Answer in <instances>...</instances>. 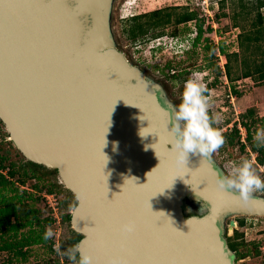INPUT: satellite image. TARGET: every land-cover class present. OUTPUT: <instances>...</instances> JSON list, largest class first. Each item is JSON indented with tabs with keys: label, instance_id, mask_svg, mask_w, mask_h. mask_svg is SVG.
Segmentation results:
<instances>
[{
	"label": "water",
	"instance_id": "1",
	"mask_svg": "<svg viewBox=\"0 0 264 264\" xmlns=\"http://www.w3.org/2000/svg\"><path fill=\"white\" fill-rule=\"evenodd\" d=\"M115 1L0 0V121L75 195V248L96 264H237L225 222L264 217V197L220 190L212 156L177 167L175 110L118 50ZM130 220L135 231L122 233Z\"/></svg>",
	"mask_w": 264,
	"mask_h": 264
},
{
	"label": "rangeland",
	"instance_id": "2",
	"mask_svg": "<svg viewBox=\"0 0 264 264\" xmlns=\"http://www.w3.org/2000/svg\"><path fill=\"white\" fill-rule=\"evenodd\" d=\"M247 8H243L245 2ZM254 0H116L112 16V26L118 50L126 55L129 61L139 67L152 81L163 88L165 100L176 111L183 100L185 85L189 80L202 84L205 88L204 96L208 98L207 113L209 116H219V122H214L217 130L224 138L223 145L211 154L225 176H229L233 169L238 167L244 160L252 161L256 175L264 180V166L257 163V155L251 152L248 145L247 133L242 124L251 122L247 118L249 110H254V118H264V84L256 81L258 77L245 78L231 81L226 77V66L231 65L232 77L236 78L241 71L255 64L264 62V43L262 41L251 43L248 49H241L240 38L250 30L256 32L259 20ZM174 10L176 14L194 12L197 18L204 24V33L199 43L195 46L194 41L198 36L197 20L176 25L174 21L163 27L165 35L158 38H149L162 29H151L147 36L131 39L129 31L132 28L134 17L142 16V23L147 22L149 16L156 12L166 14ZM264 16V9L261 10ZM148 17H145V16ZM137 22V21H136ZM240 27H236V26ZM209 28L212 32L209 33ZM252 31V32H253ZM176 32V35L173 33ZM256 35V34H255ZM216 46L222 44L227 55H232L231 62L227 56L221 54L219 49L211 54L207 47L210 42ZM247 43V42H246ZM248 44V43H247ZM219 48V47H218ZM240 53V57L234 56ZM244 59H247L244 64ZM217 62L222 69V76L216 81V73L212 64ZM247 65V66H245ZM183 123V122H181ZM262 126L259 123L260 127ZM235 129L240 131V141L235 139V144L230 145L225 134H231ZM260 127L253 131L254 136ZM252 141V142H253ZM248 146L242 150L241 145ZM264 147V146H263ZM0 157L6 158L3 172L8 173V167L12 164L22 165L23 155L9 140L8 132L0 121ZM58 176V175H57ZM56 174L47 175L45 181L49 187L56 181L59 188L55 192L48 193L47 189L39 192L35 189L38 185L36 180H28L24 186H19V197H23L24 203L20 205V213L27 214L28 218L37 217L42 224L46 219H52V224H45V230H52V237L47 244L34 245L29 248L25 259L17 257L14 252H0V264H78L69 259L68 250L76 247L73 241L78 235L71 226V219H66L77 205L74 194L59 182ZM62 184V185H61ZM43 187V183L39 185ZM54 194L60 202V211L57 219L49 216V208L44 195ZM74 196H73V195ZM250 195L264 197V188L254 189ZM6 196H11L6 192ZM33 196V200L29 199ZM60 198V199H59ZM38 199V200H37ZM188 216L198 215L197 204H189ZM205 208V207H204ZM34 211V212H32ZM36 211V212H35ZM234 220L236 227L231 231L230 222ZM241 222H244L241 225ZM233 227H231L232 229ZM29 228L20 234H27ZM238 232L241 236L236 239ZM225 235L229 242H243L239 253L243 259L237 260V264H264V217L259 216H234L225 222ZM1 235V233H0ZM8 235H5L7 238ZM76 243V244H75ZM26 250V249H25Z\"/></svg>",
	"mask_w": 264,
	"mask_h": 264
},
{
	"label": "trees",
	"instance_id": "3",
	"mask_svg": "<svg viewBox=\"0 0 264 264\" xmlns=\"http://www.w3.org/2000/svg\"><path fill=\"white\" fill-rule=\"evenodd\" d=\"M241 2H244L245 0H240ZM249 2H245V5H243V8H247L246 4ZM253 5L255 6V10L257 11L258 20H259V26H257L256 32L250 30L249 32H245L243 35L240 36V38L243 37V40L241 41V49H248L249 45L251 43H257L262 41L264 43V16L261 14V10L264 9V0H254ZM174 10H171L170 12L163 14L162 12H156L154 14H151L147 20V22L142 23L141 20L142 17L134 18V24L132 28L129 31L130 37L133 40H136L139 37H144L148 35V32L151 29H162L160 32L153 34L149 38H158L165 35V31L163 29L164 26L172 23L176 25H180L183 23H188L190 21L197 20V29H198V36L196 40L194 41L195 46L199 43L200 39L203 36L204 33V24L202 23V20H199L197 18V14L194 12H184L181 14H176L173 12ZM145 17H148L147 15ZM137 21V22H136ZM240 27V26H236ZM253 31V32H252ZM212 32V28H209V33ZM256 34V35H255ZM173 35H176V32L173 33ZM207 42H210L209 38H206ZM248 44H247V43ZM219 47V48H218ZM208 50H210L211 54H215L216 50L219 49L222 55L227 56L229 61L232 60V55H227L226 49L222 44H219V46H216L214 43L210 42V45L207 47ZM264 56L263 54H261ZM234 56L240 57V53H235ZM247 59H244L243 63L245 64ZM247 66V65H245ZM213 70L216 73V81H219V79L222 76V69L217 64V62H214L212 64ZM226 77L231 79V81L234 80H240L245 78H253L258 77L256 81H260V83L264 84V62L262 64L257 65L255 64L253 67L249 66L247 69L241 71V74L233 78L232 72H231V65L227 64L226 66ZM211 118V116H209ZM247 118H252L251 122H246L242 124L244 129L247 133V141L248 145L251 146V152L257 155V163L260 166H264V147L258 146L257 141H253V131L260 127H264V118H254V110H249ZM259 123L262 125L260 127ZM212 127L217 129L214 125V122L212 123ZM225 137H228V141L230 145L235 144V139L237 138L238 141H240V131L238 129H235L231 134H225ZM253 141V142H252ZM12 143V142H11ZM242 150H245L248 148L245 144L241 145ZM6 158L0 157V252H14L17 257H21L25 259L28 255L29 248H31L34 245H41V244H47L48 239H44V234L46 232L45 230V224H52V219L48 218L45 221V224H42V222L37 218L34 217L32 219L28 218L27 214H21L20 213V205L24 203L23 197H19V186H24L28 180H36L38 182V185L35 186V189L39 192L43 191V189H47L48 193L55 192L56 188H59L57 181L52 184L50 187L48 184H46L45 181L47 178V175L50 174H56L58 175V172L56 170H51L48 168H45L44 166L37 165L35 163H32L30 161H27L23 157V164L18 166L15 164H12L10 167H8V173L4 174V170L7 169L6 166L3 165ZM18 177V180H16V183L13 181ZM59 179V177H56ZM60 182V181H59ZM40 183H43V187H40ZM62 185V184H61ZM69 191V190H67ZM6 192L10 193L11 196H6ZM70 192V191H69ZM71 193V192H70ZM73 195V194H72ZM74 196V195H73ZM75 198V196H74ZM29 199L33 200V196H29ZM38 200V199H37ZM61 207V205H60ZM34 212V211H32ZM36 212V211H35ZM66 219H71V214H67ZM244 222H241V225H243ZM235 227V226H234ZM29 228V232L27 234H20L21 231L24 229ZM231 231L233 230L230 229ZM5 235H8L7 238H5ZM240 234L236 232V239L240 238ZM82 238L81 235H78L76 238L73 239L74 242L78 243L80 239ZM75 243V244H76ZM229 247L232 251H234L237 255V260L243 259V255L239 253V248L243 246V242H232L231 239L228 242ZM26 249V250H25ZM79 260V254L77 253V260L75 262L78 263Z\"/></svg>",
	"mask_w": 264,
	"mask_h": 264
},
{
	"label": "clouds",
	"instance_id": "4",
	"mask_svg": "<svg viewBox=\"0 0 264 264\" xmlns=\"http://www.w3.org/2000/svg\"><path fill=\"white\" fill-rule=\"evenodd\" d=\"M204 91L205 88L202 84L189 80L185 85L183 100L174 113L175 123L171 131L176 136L172 149L176 153L175 163L177 167L186 165L190 153L210 157L224 143L220 131L212 127V123L219 122L220 118L219 116L209 117L207 113L208 98L204 96ZM254 140L257 141L258 146H264V130L257 131ZM105 146L106 140L103 147ZM105 160L107 162L106 156ZM217 186L220 190L234 189L238 191L240 198L246 202L254 189L264 188V180L255 174L252 161L244 160L238 167L233 169L229 176L218 179ZM83 195V193L80 194L81 197ZM187 224L189 225L188 221ZM135 227V222L130 220L121 225L120 231L131 234L135 231ZM52 235V230L49 228L44 234V239H50ZM77 253H79L78 264H96L92 254L80 252L78 247L68 250L69 259L76 261ZM111 264H122V261L114 258Z\"/></svg>",
	"mask_w": 264,
	"mask_h": 264
},
{
	"label": "built area",
	"instance_id": "5",
	"mask_svg": "<svg viewBox=\"0 0 264 264\" xmlns=\"http://www.w3.org/2000/svg\"><path fill=\"white\" fill-rule=\"evenodd\" d=\"M221 67V66H220ZM47 201V207L49 208V213L51 217H55L57 219V211H60V202L58 198L54 194L51 195H44ZM60 199V198H59Z\"/></svg>",
	"mask_w": 264,
	"mask_h": 264
},
{
	"label": "flooded vegetation",
	"instance_id": "6",
	"mask_svg": "<svg viewBox=\"0 0 264 264\" xmlns=\"http://www.w3.org/2000/svg\"><path fill=\"white\" fill-rule=\"evenodd\" d=\"M139 17H142V16H139ZM139 17H134V18H139Z\"/></svg>",
	"mask_w": 264,
	"mask_h": 264
},
{
	"label": "bare ground",
	"instance_id": "7",
	"mask_svg": "<svg viewBox=\"0 0 264 264\" xmlns=\"http://www.w3.org/2000/svg\"><path fill=\"white\" fill-rule=\"evenodd\" d=\"M124 55V54H123ZM125 56V55H124ZM205 208H207V207H205Z\"/></svg>",
	"mask_w": 264,
	"mask_h": 264
}]
</instances>
